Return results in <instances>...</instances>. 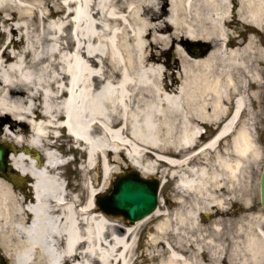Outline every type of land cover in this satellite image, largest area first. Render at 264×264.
Returning a JSON list of instances; mask_svg holds the SVG:
<instances>
[{
	"label": "bare ground",
	"instance_id": "bare-ground-1",
	"mask_svg": "<svg viewBox=\"0 0 264 264\" xmlns=\"http://www.w3.org/2000/svg\"><path fill=\"white\" fill-rule=\"evenodd\" d=\"M259 2L0 0V145L34 181L23 195L0 177V240L13 264H135L138 229L155 219L150 260L192 264L177 249L176 220L196 224L197 210L159 206L124 226L94 196L126 168L164 182L168 171L205 194L208 184L240 183L251 154L260 158L252 130L239 125L249 96L235 71L261 53L252 27L264 20ZM233 17L247 28L235 46ZM187 40L199 41L193 53ZM206 42L214 46L202 55ZM172 50L178 71L163 60ZM65 141L83 156L76 193L62 177ZM208 150L215 163L203 159ZM254 229L249 248L264 252L262 224Z\"/></svg>",
	"mask_w": 264,
	"mask_h": 264
},
{
	"label": "rangeland",
	"instance_id": "rangeland-1",
	"mask_svg": "<svg viewBox=\"0 0 264 264\" xmlns=\"http://www.w3.org/2000/svg\"><path fill=\"white\" fill-rule=\"evenodd\" d=\"M186 10L189 11V9ZM187 14L190 18L194 15V12L192 11L190 14ZM233 20L234 24L232 23L233 25L232 27H230V32L233 37L232 45H236V43L240 41H245L247 28H243V25L238 26V28L243 31L241 32L239 29H236L237 21L234 17ZM263 27L264 25L262 26V28ZM254 34L257 36L260 45L261 43L264 45V34H262L261 36H259L257 33ZM206 44L208 45V50H210L214 46L212 42H206ZM205 51L206 49L202 51V55L206 54ZM171 54L174 55L175 59L174 57L171 58ZM163 60L171 61L173 64V70L178 71L180 58L179 55L175 54L173 50L172 53H169V55H167V53H164ZM262 61H264V51L263 53H256L255 56L253 55L251 57V60H248L245 67L235 68V71L238 72L237 74H239V85L241 86L242 91H244L249 96L247 107L241 113L239 125L240 127L245 123L248 125V127L252 130L256 147L260 151V158H256L255 156V159H253L255 154H251L250 158L243 165V168L241 170L239 179L241 204L238 216H236V214L234 215L229 209L228 210L230 211V213H228L225 205L222 206L221 204H217L213 208L210 202H218L215 199H210L208 196H206L205 193H203V191L198 190L197 188L196 190L198 191L189 190L188 188H186L185 190L171 188L170 184L174 181V179L171 176L170 172H164V178L166 179V182L163 184L160 191V197L162 199L160 206L162 210H168L170 212L175 211L172 209V206L170 205L171 202L169 203V201H171V198L173 197L172 192H176L179 193L178 196L180 198L185 199L184 202L186 206L179 205L180 207H183L185 209V212L186 208L190 207L197 210L200 215L198 223L196 224H193L191 222L189 216L185 217V221L176 220L177 232L175 239L176 245L178 246L177 249L181 251L182 254L186 255V257L189 258V262H191L192 264H219L222 261V256L226 246L224 244V237L226 238V240L234 239V242H231V246L233 245V250L230 253V264H264V252L262 250L255 251L254 249L252 250L249 248V233L251 232L257 234L256 230L254 229L255 224L260 222L264 230V210L260 207L259 190V179L264 162V77L260 74L258 75L254 71L255 63H262ZM162 65L164 67L165 63L163 62ZM173 137L175 136L173 135ZM66 149L68 148H65L64 145H62V148H60L63 156L69 152L66 151ZM216 153V150H208L206 151V154L209 155L210 158L203 159L207 162L215 163L216 157L214 156ZM73 156L76 161L83 160V156L78 155L75 152ZM74 166L75 161L66 165L63 168L62 177L65 180L66 184H70L71 189L73 188L72 192L76 193V188L79 187V184H82L83 177L80 173L74 170ZM120 172H122V170H119L118 173ZM114 178L115 175H113L112 179ZM231 181L233 180L230 178V183H232ZM109 184L110 181L105 185V188L103 189L105 190L109 186ZM184 192H186L187 195L188 193L192 195L193 203L190 202V195L184 196ZM194 199L196 201H193ZM210 207L213 209H219V212L222 213H213L210 211ZM178 211L180 212V210ZM115 218H117V221L121 222V217ZM156 222L157 220L155 219L150 223L142 226V228L138 229L136 251V256L138 257V259L136 260L135 264H159V261L156 260V257H154L155 260L152 259L151 261L149 255L145 252L146 243L148 242L147 236L149 235V233L156 234L154 228V224ZM251 227H253V232L251 231ZM168 236L170 240V233ZM184 236H187V238H185ZM162 244L163 242H160V246ZM181 246H186L189 248V250H186V252H184L186 247L183 248ZM0 251H3L5 253L6 259H9L12 256L10 253V255L7 256L8 254L1 246V240Z\"/></svg>",
	"mask_w": 264,
	"mask_h": 264
},
{
	"label": "water",
	"instance_id": "water-1",
	"mask_svg": "<svg viewBox=\"0 0 264 264\" xmlns=\"http://www.w3.org/2000/svg\"><path fill=\"white\" fill-rule=\"evenodd\" d=\"M10 150L0 145V176L7 178L14 186L26 179L25 175L10 167L7 155ZM12 173L11 177L7 174ZM33 185V182H31ZM112 189L96 195L97 204L114 216L122 215L131 224L145 218L156 210L160 181L148 179L135 170L120 174L112 182ZM261 204L264 208V166L260 177ZM109 192V193H108ZM1 259V257H0Z\"/></svg>",
	"mask_w": 264,
	"mask_h": 264
},
{
	"label": "flooded vegetation",
	"instance_id": "flooded-vegetation-1",
	"mask_svg": "<svg viewBox=\"0 0 264 264\" xmlns=\"http://www.w3.org/2000/svg\"><path fill=\"white\" fill-rule=\"evenodd\" d=\"M263 2L260 0L259 5H262ZM263 25H264V20H259L258 22L253 23V25H252L253 31H254L253 34L257 33L259 36L264 34V31L262 30L264 28V27L262 28ZM257 43H258V46H259L260 43H259L258 39H257ZM259 48H261V51H264V45L262 43L259 46ZM194 49L195 48H193L191 46H187V50L189 52H191V53L194 52ZM254 71L258 75L260 74V75H262L264 77V61H262V63H260V62L255 63ZM170 185H171V188H175V189H178V190H180V189H184L185 190V188L180 187V184L177 181H175V180ZM205 189L207 190V195H209L211 193V195L213 197H218L219 199L222 200L223 204L226 206V209H227L228 213H230L229 210H231L234 215L236 214V216H238V212H239V208H240V204H241L240 192H239L240 184L238 182H233V183H230V182L224 183L223 182V183H220V186L209 185L208 184V186L205 187ZM18 191L22 192L23 195H28L29 194V190H28L26 185H23V186L19 187ZM230 193H231V195H230ZM178 194L179 193L172 192L173 197L171 198V201H169V203L171 202L170 205L172 206V209L175 210V211H178V210L181 211V210L184 209L183 207H180L178 205V203L181 202V201H184L185 199L184 198H180L178 196ZM183 194H184V196L190 195V199L192 201V195L190 193H188V195H187L186 192H184ZM25 199L27 200V198H25ZM28 200H30L29 197H28ZM213 206H215V205H213ZM210 210L213 213H217V212H218V214L222 213V212H219V209H216V208L215 209H210ZM172 233H174V235H175L174 231ZM171 242L175 244V241L172 240ZM231 242L233 243L234 239L226 240V238L224 237V244L226 246H225L224 253H223V256H222V261L219 264H230V261H229L230 260L229 259L230 258V253L233 250V245L231 246ZM186 250H189V248L186 247L184 252H186ZM0 264H13V262L12 261L9 262V261H6V260L3 259V260L0 261Z\"/></svg>",
	"mask_w": 264,
	"mask_h": 264
}]
</instances>
